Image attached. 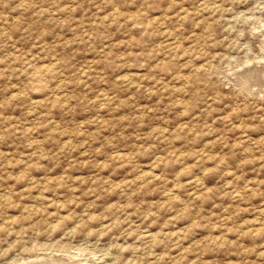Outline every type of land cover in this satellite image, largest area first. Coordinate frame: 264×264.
<instances>
[{
	"label": "rangeland",
	"instance_id": "1",
	"mask_svg": "<svg viewBox=\"0 0 264 264\" xmlns=\"http://www.w3.org/2000/svg\"><path fill=\"white\" fill-rule=\"evenodd\" d=\"M263 77L264 0H0V264H264Z\"/></svg>",
	"mask_w": 264,
	"mask_h": 264
},
{
	"label": "bare ground",
	"instance_id": "2",
	"mask_svg": "<svg viewBox=\"0 0 264 264\" xmlns=\"http://www.w3.org/2000/svg\"><path fill=\"white\" fill-rule=\"evenodd\" d=\"M247 67H248V66H247ZM246 71H247V70H246ZM257 72H258V71H257ZM262 73H263V72H262ZM237 75H240V74H237ZM256 75H259V74H256ZM254 76H255V75H254ZM261 76H262V75L260 74V77H261ZM256 77H257V76H256ZM260 77H259V78H260ZM243 79H244V78H243ZM256 79H257V78H256ZM237 80H238V79H237ZM244 80H245V79H244ZM244 80H243V81H244ZM261 80H262V79H261ZM263 80H264V77H263ZM243 81H242V82H243ZM248 81H249V80H248ZM248 81H247V83H249ZM256 81L258 82V80H256ZM259 82L263 83V81H259ZM244 83H245V82H244ZM244 83H243V84H244ZM252 83H253V82H252ZM254 83H256V82H254ZM257 84H258V83H257ZM251 86H252V85H251ZM248 87H249V86H248ZM257 87H258V86H257ZM250 89H251V88H250ZM258 95H259V94H258ZM56 255H57V254H56ZM39 257H40V256H39ZM33 259H34V258H33ZM63 259H64V258H63ZM68 259H69V258H68ZM45 260H46V259H45ZM25 261H26V260H25ZM43 261H44V260H43ZM22 262H23V261H22ZM78 262H79V261H78ZM45 263H46V262H45ZM67 263H68V262H67ZM23 264H24V263H23ZM36 264H37V263H36Z\"/></svg>",
	"mask_w": 264,
	"mask_h": 264
}]
</instances>
